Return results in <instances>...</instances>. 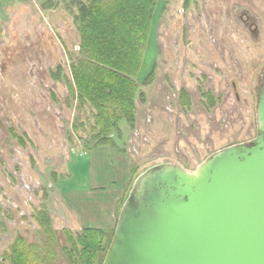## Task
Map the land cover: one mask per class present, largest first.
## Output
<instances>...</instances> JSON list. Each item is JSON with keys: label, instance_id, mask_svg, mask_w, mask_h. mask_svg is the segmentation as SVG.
Instances as JSON below:
<instances>
[{"label": "rangeland", "instance_id": "374dc122", "mask_svg": "<svg viewBox=\"0 0 264 264\" xmlns=\"http://www.w3.org/2000/svg\"><path fill=\"white\" fill-rule=\"evenodd\" d=\"M72 1L0 0V264H11L18 238L45 249L51 264H76L65 249L94 217L98 199L75 196L92 186L91 151L125 153L126 197L152 166L195 172L257 136L264 0H161L137 79L135 122H121L114 147L100 150L96 111L68 83L80 51ZM235 7L260 19L257 38L236 20ZM42 210L49 230L37 221Z\"/></svg>", "mask_w": 264, "mask_h": 264}, {"label": "water", "instance_id": "95a60500", "mask_svg": "<svg viewBox=\"0 0 264 264\" xmlns=\"http://www.w3.org/2000/svg\"><path fill=\"white\" fill-rule=\"evenodd\" d=\"M256 123L253 141L195 172L164 163L139 174L103 264H264V82Z\"/></svg>", "mask_w": 264, "mask_h": 264}, {"label": "trees", "instance_id": "16d2710c", "mask_svg": "<svg viewBox=\"0 0 264 264\" xmlns=\"http://www.w3.org/2000/svg\"><path fill=\"white\" fill-rule=\"evenodd\" d=\"M160 2H71V6L77 9L74 23L80 35V51L78 56H73L72 77L68 83L75 99L82 105L90 104L96 111L93 128L97 132L96 150L110 145L114 147L113 138L121 122H135V101L139 92L137 79L145 65ZM126 198L120 202L118 215ZM49 220L47 211L37 213V221L47 230L50 229ZM115 228L111 232L85 228L76 240H71L70 249L65 251L71 260L77 258L76 264H103L112 242L106 244L107 235L114 236ZM44 250L41 247L35 249L18 238L8 255L11 264H51Z\"/></svg>", "mask_w": 264, "mask_h": 264}, {"label": "crops", "instance_id": "0c3cea01", "mask_svg": "<svg viewBox=\"0 0 264 264\" xmlns=\"http://www.w3.org/2000/svg\"><path fill=\"white\" fill-rule=\"evenodd\" d=\"M86 155L90 156L92 186L85 192L75 193V196H91L84 197V200L98 198L95 207L92 208L95 212L94 217L87 220L88 226L86 228L111 232L116 226L115 214L119 201L125 195L127 175L130 168L125 153L121 151H91ZM93 169L95 171L99 170V173L101 171V175H96ZM105 174L110 175L103 179Z\"/></svg>", "mask_w": 264, "mask_h": 264}, {"label": "flooded vegetation", "instance_id": "af4514ba", "mask_svg": "<svg viewBox=\"0 0 264 264\" xmlns=\"http://www.w3.org/2000/svg\"><path fill=\"white\" fill-rule=\"evenodd\" d=\"M234 13L236 20L239 21L242 26L247 29L252 37H258L260 19L248 8L235 7ZM264 82V76L261 78L260 86Z\"/></svg>", "mask_w": 264, "mask_h": 264}]
</instances>
